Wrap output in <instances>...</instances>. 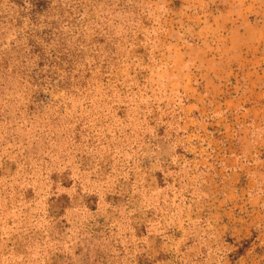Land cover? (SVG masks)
Instances as JSON below:
<instances>
[{
	"label": "rangeland",
	"instance_id": "rangeland-1",
	"mask_svg": "<svg viewBox=\"0 0 264 264\" xmlns=\"http://www.w3.org/2000/svg\"><path fill=\"white\" fill-rule=\"evenodd\" d=\"M0 264H264V0H0Z\"/></svg>",
	"mask_w": 264,
	"mask_h": 264
},
{
	"label": "trees",
	"instance_id": "trees-1",
	"mask_svg": "<svg viewBox=\"0 0 264 264\" xmlns=\"http://www.w3.org/2000/svg\"><path fill=\"white\" fill-rule=\"evenodd\" d=\"M31 6H33V9H37L38 7H39V5L38 4H35V7H34V4L33 3H31V2H28ZM23 5V4H22Z\"/></svg>",
	"mask_w": 264,
	"mask_h": 264
}]
</instances>
